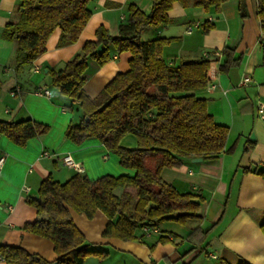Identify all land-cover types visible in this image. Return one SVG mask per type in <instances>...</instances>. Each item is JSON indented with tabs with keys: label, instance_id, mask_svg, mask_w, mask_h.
I'll return each mask as SVG.
<instances>
[{
	"label": "crops",
	"instance_id": "1",
	"mask_svg": "<svg viewBox=\"0 0 264 264\" xmlns=\"http://www.w3.org/2000/svg\"><path fill=\"white\" fill-rule=\"evenodd\" d=\"M19 2L0 0V120L29 118L48 126V131L28 140L24 147L0 137V159H4L0 168V245L19 246L51 262L57 258L52 243L24 230L26 223L36 220V211L26 200L37 198L42 180L49 174L59 182L76 174L90 180L103 175L133 177L135 171L120 166L118 157L97 139L75 145L66 138L67 127L79 120L80 112L77 103L69 108L70 100L53 87L50 73L60 71L81 54L85 42L95 39L98 27L116 37L119 25L127 19L128 6L134 4L149 13L151 0H90L91 17L76 43L59 47V32L55 31L46 51L17 70L15 45L2 35L6 24L18 19ZM257 4L258 0H245L241 5L239 0H226L217 10L205 11L192 0L174 2L167 12V24L143 30L141 39L144 35L147 40L172 39L161 54L170 63L214 54L208 84L195 93L207 100L208 113L228 128V136L216 158L186 160L182 166L163 168L160 173L179 193L202 198V221L184 225L165 221L157 226L158 233L145 235L138 229L134 240L125 241L102 237L108 223L102 212L89 219L71 211L86 240L107 252L105 258L90 256L83 264H264L260 228L264 223V117L257 113L258 102H264V33ZM205 22L212 25L208 31L202 27ZM194 25L198 26L186 33L187 27ZM224 48L234 49V57H240L241 62L220 73ZM110 50L109 60L101 67L93 59L87 60L83 88L90 98H95L117 73L129 68L128 52ZM244 77L251 81L241 87L239 82ZM211 85L215 88L210 89ZM119 145L136 149L138 141L135 135L126 134ZM67 155L81 167V173L64 165ZM195 228L202 234L189 237ZM160 237L165 241L160 242Z\"/></svg>",
	"mask_w": 264,
	"mask_h": 264
},
{
	"label": "trees",
	"instance_id": "2",
	"mask_svg": "<svg viewBox=\"0 0 264 264\" xmlns=\"http://www.w3.org/2000/svg\"><path fill=\"white\" fill-rule=\"evenodd\" d=\"M89 1L20 0L18 19L7 23L2 35L15 45L17 70L46 51L47 41L55 31L59 32V47L76 43L91 17ZM186 1L151 0L149 13L130 4L116 37L98 27L95 39L85 42L81 54L60 71L50 73L53 87L70 100L69 108L77 103L80 112L79 120L67 127L66 138L75 145L88 139L99 140L118 157L120 166L134 170L135 175H103L90 180L76 174L64 182L47 175L37 198L26 200L36 211V220L26 223L24 230L50 241L57 258L50 262L19 246L0 245V258L6 264H83L90 256L105 258L107 252L86 240L71 211L89 219L97 211L102 212L108 219L102 237L125 241L134 240L136 230L156 229L165 221L182 225L202 221V198L179 193L160 173L163 168L180 167L186 160L214 159L225 147L228 128L215 122L207 111V100L195 93L208 84L214 54L170 63L161 54L172 39H141L145 28L167 24V12L174 2ZM192 1L208 11L217 10L226 0ZM244 1L239 0L240 5ZM256 14L264 33V0H258ZM202 27L208 31L212 25L205 22ZM110 48L118 54H130L129 68L117 73L95 98H90L83 88L87 60L103 66L111 56ZM222 56L220 73H227L241 62L240 57H234V49L224 48ZM47 131L48 126L29 118L0 120V137L19 147ZM126 134L136 136V149L120 147ZM260 228L264 234V223ZM197 233L202 234L200 228L193 229L189 237Z\"/></svg>",
	"mask_w": 264,
	"mask_h": 264
},
{
	"label": "built area",
	"instance_id": "3",
	"mask_svg": "<svg viewBox=\"0 0 264 264\" xmlns=\"http://www.w3.org/2000/svg\"><path fill=\"white\" fill-rule=\"evenodd\" d=\"M211 20H212V19H209V21H211ZM197 26H198V25L188 26L187 29H186V33L189 34V33L193 30V28H194V27H197ZM33 70H34V71H37L38 68H37V67H34ZM250 81H251L250 77H244V78H242V79L240 80V82H239V86H241V87H242V86L245 87V86L249 85ZM214 88H215L214 85H211V86H210V89H214ZM257 113H258V115H259L260 117H264V102H258V104H257ZM47 155H48V153L45 152V153H44V156H47ZM3 161H4V159L1 158V159H0V168L2 167ZM63 163H64V165H66L67 167L76 170L78 173H81V172H82L81 167H80L77 163H75L69 155H67V156H65V157L63 158ZM143 232H144L146 235H148V234H151V233H158V230H157V229L144 228V229H143ZM1 261H2V259L0 258V262H1Z\"/></svg>",
	"mask_w": 264,
	"mask_h": 264
},
{
	"label": "water",
	"instance_id": "4",
	"mask_svg": "<svg viewBox=\"0 0 264 264\" xmlns=\"http://www.w3.org/2000/svg\"><path fill=\"white\" fill-rule=\"evenodd\" d=\"M86 119H87V118H86ZM250 139H251V140H254V134H251ZM201 160H202L201 158H196V159H194L193 161H194V162H200Z\"/></svg>",
	"mask_w": 264,
	"mask_h": 264
},
{
	"label": "rangeland",
	"instance_id": "5",
	"mask_svg": "<svg viewBox=\"0 0 264 264\" xmlns=\"http://www.w3.org/2000/svg\"><path fill=\"white\" fill-rule=\"evenodd\" d=\"M195 32H196V31H195ZM142 40H143V41L147 40L146 35L143 36V39H142Z\"/></svg>",
	"mask_w": 264,
	"mask_h": 264
}]
</instances>
